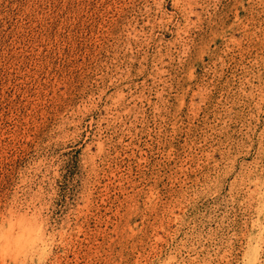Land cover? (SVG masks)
I'll return each mask as SVG.
<instances>
[{
	"label": "rangeland",
	"instance_id": "rangeland-1",
	"mask_svg": "<svg viewBox=\"0 0 264 264\" xmlns=\"http://www.w3.org/2000/svg\"><path fill=\"white\" fill-rule=\"evenodd\" d=\"M0 264H264V0H0Z\"/></svg>",
	"mask_w": 264,
	"mask_h": 264
}]
</instances>
